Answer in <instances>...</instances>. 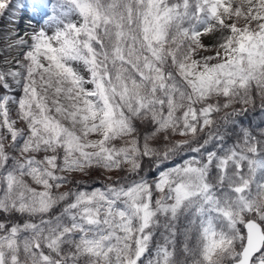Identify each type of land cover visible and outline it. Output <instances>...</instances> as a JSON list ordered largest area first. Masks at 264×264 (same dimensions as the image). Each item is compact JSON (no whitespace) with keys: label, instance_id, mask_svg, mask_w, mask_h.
Listing matches in <instances>:
<instances>
[{"label":"snow or ice","instance_id":"6c2138e0","mask_svg":"<svg viewBox=\"0 0 264 264\" xmlns=\"http://www.w3.org/2000/svg\"><path fill=\"white\" fill-rule=\"evenodd\" d=\"M0 21V264H264V0Z\"/></svg>","mask_w":264,"mask_h":264},{"label":"rangeland","instance_id":"374dc122","mask_svg":"<svg viewBox=\"0 0 264 264\" xmlns=\"http://www.w3.org/2000/svg\"><path fill=\"white\" fill-rule=\"evenodd\" d=\"M32 15H33V12H32V10H31V8H29V9L27 10V15H26V18H25V25H27L28 23H31V24H33V25L35 26V25H36V22H37V21H40V20H41V17H42L44 14H43V13H40V14H38V15H35V16L33 17V19H32L31 21H29V20L27 19V16H32ZM17 16H19V13H17ZM45 19H46V17H45ZM6 29H7L6 22H4V21H0V33L5 32ZM2 39H3V36L0 35V40H2ZM5 48H6V45L0 44V61L3 60V57H4L5 55H8L7 51H4V50H3V49H5ZM11 55H15V53L13 52ZM9 58H10V57H9Z\"/></svg>","mask_w":264,"mask_h":264},{"label":"trees","instance_id":"16d2710c","mask_svg":"<svg viewBox=\"0 0 264 264\" xmlns=\"http://www.w3.org/2000/svg\"><path fill=\"white\" fill-rule=\"evenodd\" d=\"M262 121H264V117L260 115V111L258 107L255 111L249 112L248 116L244 118V124L246 126L250 124L252 125L260 124ZM234 139H235L234 137L230 139L229 143H231L232 140Z\"/></svg>","mask_w":264,"mask_h":264}]
</instances>
